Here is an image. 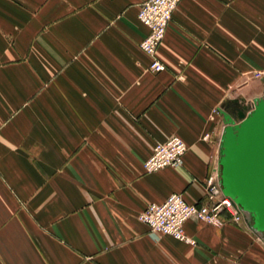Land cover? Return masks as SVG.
I'll return each instance as SVG.
<instances>
[{
	"label": "crops",
	"instance_id": "crops-1",
	"mask_svg": "<svg viewBox=\"0 0 264 264\" xmlns=\"http://www.w3.org/2000/svg\"><path fill=\"white\" fill-rule=\"evenodd\" d=\"M143 1L0 0V264H264L245 214L189 219L193 246L138 220L174 193L205 202L222 105L264 93V0H181L158 73ZM171 137L182 166L146 174Z\"/></svg>",
	"mask_w": 264,
	"mask_h": 264
},
{
	"label": "built area",
	"instance_id": "built-area-1",
	"mask_svg": "<svg viewBox=\"0 0 264 264\" xmlns=\"http://www.w3.org/2000/svg\"><path fill=\"white\" fill-rule=\"evenodd\" d=\"M181 0H145L138 8V21L147 28V36L140 42L143 53L150 57L149 70L162 72L165 66L156 58V52L164 39L166 29ZM207 137V136H206ZM187 145L178 137H171L153 147L152 154L143 163L146 174L166 168H180L187 152ZM206 199L203 204L188 203L181 194L169 195L161 204H150L138 215L151 236H169L174 240L194 245L184 232V224L191 218L219 225L220 215L228 212L234 221L243 220V212L232 199L222 193L219 183V167L214 168L205 180Z\"/></svg>",
	"mask_w": 264,
	"mask_h": 264
},
{
	"label": "water",
	"instance_id": "water-1",
	"mask_svg": "<svg viewBox=\"0 0 264 264\" xmlns=\"http://www.w3.org/2000/svg\"><path fill=\"white\" fill-rule=\"evenodd\" d=\"M250 107L238 98L222 105L219 183L264 239V93Z\"/></svg>",
	"mask_w": 264,
	"mask_h": 264
},
{
	"label": "bare ground",
	"instance_id": "bare-ground-1",
	"mask_svg": "<svg viewBox=\"0 0 264 264\" xmlns=\"http://www.w3.org/2000/svg\"><path fill=\"white\" fill-rule=\"evenodd\" d=\"M250 106H251V104H250ZM253 108H254V103H252V106L250 107V110H252Z\"/></svg>",
	"mask_w": 264,
	"mask_h": 264
},
{
	"label": "rangeland",
	"instance_id": "rangeland-1",
	"mask_svg": "<svg viewBox=\"0 0 264 264\" xmlns=\"http://www.w3.org/2000/svg\"><path fill=\"white\" fill-rule=\"evenodd\" d=\"M261 96H263V94L261 95ZM249 106H250V104H248ZM251 106H252V104H251ZM246 215V214H245Z\"/></svg>",
	"mask_w": 264,
	"mask_h": 264
}]
</instances>
